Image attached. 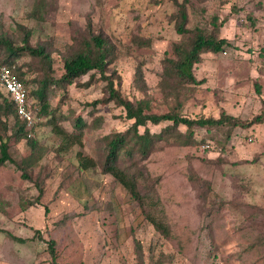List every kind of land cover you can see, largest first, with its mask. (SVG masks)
I'll list each match as a JSON object with an SVG mask.
<instances>
[{"label":"rangeland","instance_id":"obj_1","mask_svg":"<svg viewBox=\"0 0 264 264\" xmlns=\"http://www.w3.org/2000/svg\"><path fill=\"white\" fill-rule=\"evenodd\" d=\"M38 1L0 0V39L19 47L29 33V45L49 54L53 79L62 72L72 40L90 23L91 32L114 47L106 74L119 94L148 101L152 113L172 111L191 120L224 113L248 121L264 111V0H42L36 20L29 15ZM173 1L184 3L187 29L226 42L224 54H202L192 67L199 83L194 86L160 82V60L171 44L185 39L174 31ZM14 66L28 81L42 75L38 61L28 56ZM136 66L143 77L140 89L133 83ZM88 78L49 92L48 104L64 119L59 127L70 133L77 116L87 125L81 146L63 153L57 148L60 138L36 116L37 105L28 97L33 124L25 127L26 139L36 141L42 156L23 168L29 149L22 140L9 152L29 180L10 163L0 167V264H50L48 240L54 242L57 264H264V123L193 128L188 146L174 140V134L185 133L178 126L139 164L144 176L137 182L141 200L135 202L99 164L78 168L77 151L99 163L102 137L123 132L130 123L112 103L90 106L102 97L105 83L97 74ZM35 87L28 85L29 91ZM169 124L147 127L158 133ZM36 185L42 194L33 204ZM145 215L167 221L174 239L162 238Z\"/></svg>","mask_w":264,"mask_h":264},{"label":"trees","instance_id":"obj_2","mask_svg":"<svg viewBox=\"0 0 264 264\" xmlns=\"http://www.w3.org/2000/svg\"><path fill=\"white\" fill-rule=\"evenodd\" d=\"M42 3V0L38 1V4L35 5L29 15L30 18L41 19L40 14H42L43 6L40 5ZM173 4L176 6L174 31L176 34L185 37V39L180 43L171 44L170 52L165 53L160 60V82L162 86H166L169 82L179 88L194 86L199 83L192 74V67L200 62L202 54L222 52L226 42L215 37L213 33L204 32L199 28L187 29L184 3L173 1ZM28 36L29 33H26L19 47H13L9 40L0 39V52H3L0 56V65L8 67L12 75L27 89V102L29 95L32 96L37 105L36 116L44 119V124L50 126V131L60 138L57 147L60 153L66 152L73 146H81L83 130L87 128V125L81 117L77 116L71 121L72 131L70 133L59 127L58 122L64 119L60 115H56L57 108H51L48 104L49 92L64 90L65 87L85 75H88V81L91 82L97 74L98 78L105 83L102 97L93 101L90 106L93 108L97 104L112 103L122 110L124 118L130 123L123 132H116L102 137L103 152L99 163L93 162L77 151L75 155L78 168L85 171L99 164L101 173L110 176L135 202L141 200L137 182L144 176V165L139 166V164L144 162L150 155L154 144L175 133L178 126H183L185 133L174 134V140L180 143L181 146H188L193 143V128L207 129L229 126L247 129L264 123V111L248 121H242L224 113H220L216 119L199 118L191 120L172 113V111L163 114L152 113L148 101L123 98L114 85L113 76L106 74L107 66L114 59V47L102 35L93 34L90 30V23H87L84 35L72 40L67 54L61 60L62 72L58 79L51 77V59L45 48L42 46L31 47L28 43ZM22 56L37 60L42 68V75L36 81H28L25 74L20 72V68L14 66L15 61ZM32 83H35L36 87L34 90L29 91L28 85ZM133 83L138 89L143 86L140 67L136 66L135 68ZM88 84L89 82L86 85ZM28 106L31 108L30 104ZM8 120L11 121V125L8 124ZM162 122L170 124L158 133L149 131L147 124L156 126ZM139 129L142 131L139 132ZM26 136L24 121L17 116L13 104L0 91V167L5 163H10L21 171L20 177L22 179L29 180L23 168L34 166L42 156V149L37 146L34 139H26ZM22 140L26 141L29 149L27 157L21 159L20 162L23 168L20 163L17 164L11 159L9 152L10 147ZM120 158L124 160L123 165L119 164ZM36 186L38 196L33 204L38 202L42 194L41 187ZM145 219L162 238L174 239L171 225L167 221L150 215H145ZM7 236L17 243L24 242V240L9 234ZM45 243L50 264H57L54 242L48 240Z\"/></svg>","mask_w":264,"mask_h":264},{"label":"built area","instance_id":"obj_3","mask_svg":"<svg viewBox=\"0 0 264 264\" xmlns=\"http://www.w3.org/2000/svg\"><path fill=\"white\" fill-rule=\"evenodd\" d=\"M0 91L13 104L17 116L24 121L25 127L30 128L33 118L27 102V89L12 75L8 67L2 65H0Z\"/></svg>","mask_w":264,"mask_h":264}]
</instances>
